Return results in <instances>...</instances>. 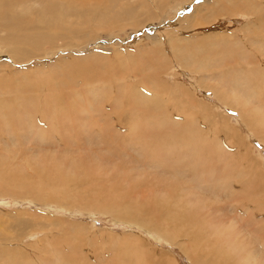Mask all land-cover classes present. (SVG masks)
<instances>
[{
  "label": "rangeland",
  "instance_id": "374dc122",
  "mask_svg": "<svg viewBox=\"0 0 264 264\" xmlns=\"http://www.w3.org/2000/svg\"><path fill=\"white\" fill-rule=\"evenodd\" d=\"M27 1H22L18 6L19 8H12L13 12L14 9L15 11L26 9L27 5H31V0ZM204 1L179 0L183 5L178 8L175 7L177 10L169 9L165 14V21L160 20L163 16H159V20H148V22L146 20L142 25L134 28L132 26H126L124 29L115 28L116 31L123 34L109 37L108 40L104 39H107L109 32L106 29H101L97 23L92 24L91 19L88 25H84L88 28L83 29V31H87L86 34L89 33L88 37H92L88 41L89 43H86L87 45L81 44L80 35L74 36V38L67 35L66 39L60 40L58 43L44 44L42 49L37 48L34 50L36 52H31L24 58L27 63L25 61L19 64L8 53L6 47L0 46V97H3L2 101L13 99V101L23 104L33 97H38L35 106L38 108L36 114L37 125L39 126V129L32 132L33 135H29V138L18 134L15 136L8 133L0 134V238L7 240V242H0L3 243V247L6 246L5 248H7L8 246L11 251L15 249L13 252L26 256L30 261L34 257L35 260L33 261H42V256H44L43 259L48 257L50 258L48 263L52 264H237V259L234 256H239V250L244 249L245 253H248L254 247L257 248L259 254L264 255V225H262L264 212L260 211L261 208H264V193L260 194L257 190L253 196L243 191L252 192L251 187L241 184L245 181V183H249L248 179L255 176L254 170L253 175H251L246 169L249 163H252V166L258 165L260 168L261 158L264 163V157H262L264 156V142L261 141L264 135L251 133L249 131L250 126H242L238 111L230 109L224 112L222 111L223 108L221 110V107L217 106L220 104L218 101L216 104L213 96V83L211 86L209 85L208 90L200 88V96L194 99L191 91L188 90L193 85L192 82L195 83L199 78L195 75L192 76L191 72L182 68L178 62H174L175 51L168 43V38L181 37L182 35L189 37L187 41L193 36L197 40L207 37V39H201L204 43L207 42L206 40L210 35L211 37L212 35L222 36V38L227 36L234 41L237 39L244 41V39L251 38L252 35L254 37L255 35L248 31L254 30V26L251 24L249 29L247 26L245 27V24L252 20L264 21V0H235V2L226 3L225 10L220 8L221 11H218L215 19H212V15H210L209 20H205L206 23L197 25L195 29L188 31L181 29L177 32L176 26L183 28L189 24L185 23L184 25L182 23L180 26L179 23L177 24V19L180 16L184 18L189 16L193 11V5ZM90 3L84 2L81 6L75 7L80 11L77 18L85 17L81 11L88 10ZM257 4L260 6L251 8ZM23 6L25 7L23 8ZM41 8L44 15L36 13L37 22L44 19L47 14L53 20H61V17H67L70 14L68 6L59 0H44L38 6V9L41 10ZM250 9L260 12L254 14ZM37 11V9L32 8L26 14H33ZM224 12L226 13L223 14ZM230 22H234L235 26ZM164 29L167 31H163ZM257 31L262 32L260 29ZM154 32H161L162 34L159 36V44H149L146 35ZM0 35H6V30L1 26ZM96 35L98 36L97 40L93 39ZM162 38L163 45L161 43ZM194 40L191 39L189 42L193 44ZM212 41L214 40L212 39ZM118 43L121 45H117ZM78 44L81 45L77 46ZM100 44L107 46V48L105 50L98 49L97 45ZM158 47L164 48L162 52L151 54L152 51L159 49ZM222 49L212 47V59H214L213 56L217 54V51ZM258 50L259 47L257 46H250L252 53L249 54V60ZM225 54H227L226 57L230 64L236 69L238 67L237 61H239L238 49L231 46L224 52L223 56ZM151 55H153L158 67L161 68L163 65L161 75H158L162 85L160 95L166 101V106L162 107V113L168 110L169 116L175 117L181 123L195 119L197 123H200L192 131L187 126H184V129L194 133L203 132L205 136L208 135L211 138L209 143L215 149L210 153L208 152L209 158L212 160L213 155L214 163L227 166L224 172H229L232 180L231 185L236 188L234 193L225 196L222 194L213 195L212 190L206 189L207 185L204 183L205 180L208 183L210 178H202L203 182L200 180L201 183H199V179L196 181L194 177L193 181L191 176H182L181 173L160 172L158 168L145 164L142 160L144 158L136 159V154L140 151L130 146L132 144L130 142L135 140L133 135L129 136L127 124H121L119 125L121 128H119L115 122L121 134L117 135L118 144L115 145L111 142L110 138L116 137L114 135L116 126L112 124L116 119L117 112L125 106V104L121 105L120 103L121 96L125 91H128L130 97L133 98L134 96L137 99L138 94L131 93L132 86L137 83L136 79H128V88L120 90L118 86L121 81L114 79L113 74L111 77L110 71L112 67L113 69L115 67L120 72L129 75L134 68L141 64V61L144 63L145 59L150 58ZM209 56L210 54L206 58L209 59ZM20 59L17 58L18 61H23ZM100 63H105L109 69L107 77L102 79V74L97 75V82L87 85L84 71L85 75L88 72L98 73ZM228 67V64H225L217 70L207 68V71H210L208 73L212 75V82H214L213 73L217 71V73L220 72L224 75ZM72 69L76 70L71 71ZM104 72L107 74L105 70ZM151 74L154 73L151 72ZM35 75L38 77L35 78ZM39 76L41 79H47V81L50 78L48 81L50 83L57 80L56 83L58 82L59 88L58 85L49 87L44 83H40L36 87ZM144 76L146 79L151 78L149 71L145 72ZM76 77H79V80ZM27 79L31 81H27ZM231 79L232 82H235L234 77ZM19 83L20 86L26 83L20 87V92L14 93L5 89L10 87L8 86L10 84ZM63 84L65 86H62ZM15 85L13 86L16 87ZM99 86L108 87L107 90H98L97 95L102 97L101 100L96 101L97 103L89 109L85 118L80 115L76 119L74 115L77 107L74 102L78 99L83 100L77 95L81 94L84 97L88 94L89 88H98ZM232 86L238 87L235 84ZM79 89L82 91L81 93H79ZM22 90L24 91L22 92ZM150 90L153 92L154 89L151 88ZM58 91H60L59 94ZM104 93L105 96H103ZM200 102L215 106H207V110L202 107L204 103ZM58 103L60 106L62 103L63 107H60ZM46 105L50 108V111H47L48 117L43 113ZM39 106L42 110L39 109ZM101 108L104 110H100ZM25 109L23 108L22 111L24 112ZM28 109L30 110L29 113L32 109L35 110L33 107H28ZM59 110H63V114H67L64 118H60L61 121L58 120L59 117L54 116ZM18 113L19 107L16 106L12 113L7 115V123L10 128L16 126L15 117H18ZM142 113L139 111L137 114ZM187 113L189 115H186ZM9 115L14 118L11 119ZM230 116H233L234 120H229L232 129L227 131L224 123ZM123 119L125 120V117ZM80 123L89 125L94 134L101 131L102 138L100 136L99 139L107 137V141L101 143L96 141L98 138L91 139L92 135H89L87 129L86 131L74 129ZM242 127L243 129H241ZM81 128L79 127V129ZM1 129H4V126L0 119V131H2ZM66 130L73 131L74 136L66 138ZM20 131L28 132L29 127H19L18 132ZM84 132H88V134L86 135ZM140 133L146 140L155 137L154 131H150V129ZM233 135L236 137L230 138ZM228 139H231L232 143H228ZM76 140L82 142L76 144ZM251 140L258 146L255 151L251 150L253 146ZM124 141H127L128 144H124ZM220 145L223 146V149ZM137 148L142 147L139 145ZM110 149H116V152L118 150L120 152L112 154ZM261 153L262 156H260ZM249 175L251 176L249 177ZM187 179L190 181H186ZM211 179L210 181H212ZM183 185L187 186L188 190L182 203L186 201L189 204L178 209L180 215H177L176 212L167 214L171 208L169 204L175 201V198L170 197L168 193H175ZM259 186L264 191L263 179H261ZM227 195H234L238 200L234 202L233 199L231 202L232 200L225 198ZM239 201L242 204L245 203L247 207L250 206L249 209L253 208V210L251 208L247 211L249 214L245 213L247 217L238 211H234L232 205ZM191 214L201 219L200 222L196 223L191 220ZM156 216L166 219L170 227L167 225L163 228L154 229L157 225L152 224V222L147 223V221L154 220ZM182 222L188 224L186 228H190V230H186L185 227V229H178ZM173 223H177V225L174 226ZM186 231L197 237L196 240L189 238L190 241H195L194 243H191L184 236ZM160 232L162 233L160 234ZM227 233H230L231 237L239 236L241 243H222L231 238L227 236ZM135 242L140 243L141 248L148 251L145 253L144 251L133 252L130 250L127 253ZM10 245L13 246V250ZM229 254L231 255L229 256Z\"/></svg>",
  "mask_w": 264,
  "mask_h": 264
},
{
  "label": "bare ground",
  "instance_id": "6f19581e",
  "mask_svg": "<svg viewBox=\"0 0 264 264\" xmlns=\"http://www.w3.org/2000/svg\"><path fill=\"white\" fill-rule=\"evenodd\" d=\"M22 1L28 2L27 0H0V26L6 30L5 36L0 35V46L6 47V50L9 51L8 53L11 54L13 59L15 61L19 62V64H21L20 62H25V61L27 63V60H25L24 58L27 55H29L31 52L33 53V51L36 50L37 48L42 49L41 47H44V44L58 43L60 40L66 39L67 35L72 36V38H74V36L80 35V38L82 39L81 44L82 43L83 44L89 43L88 41L91 40L92 37L91 36L88 37L89 33L86 34L87 31L85 32V31H83V29L88 28L87 26H84V25L85 24L88 25V23L91 22V19H92V24L97 23V24H99V27L101 29H106L109 32L107 39H104V40H108L109 37H114L118 34L119 35L123 34V33H120L119 31H116L115 28L124 29L126 26H132V28H134V27L142 25L144 22H146V20H147V22H148V20H154V21L157 19L159 20V16H163V18L161 17L160 20H164L165 14L167 13V11L169 9L170 10L171 9L177 10L178 7L183 5L182 3L179 2V0H59L60 2H63L68 6L69 11H70L69 16L61 17L62 16L61 15L60 16L62 18L61 20H58V19L53 20V18L52 17L49 18L47 16L48 15L47 14L46 15L47 17L45 16L44 19H41L39 22H37L36 13H41L42 16L44 15L42 8H41V10L38 9L40 2H42L44 0H31V5H27V8H26L27 10L26 9H24V10L18 9L17 11H15V9H14V12H13L12 8L18 7ZM84 2H91L90 7L88 10L81 11L85 17L77 18V15L79 14L80 11L78 9H76L75 7L81 6ZM232 2H235V0H205L204 2H201L199 4L196 3L193 5V11L191 14H189V16H187L185 18L180 16L179 19H177V24L179 23L180 26H182V23H184V25H185V23L186 24L189 23V24L185 25L183 28L177 27L176 26L177 24L175 25L176 27L175 26L174 27L177 30V32H179V30H181V29H183V30L185 29L186 31L191 30V29H195L197 25L206 23L205 20L208 21L210 18L209 17L210 15H212V19H215L220 8H221V10H225L224 6H226V3H232ZM25 6H23V8ZM256 6H260V4H257L253 7L250 6V7L255 8ZM175 7H177V8H175ZM235 7H237V6H235ZM32 8H35L38 11L33 13V14L27 15L26 14L27 11H31ZM237 8H239V7H237ZM240 8H242V7L240 6ZM28 9H30V10H28ZM231 11H232V9H231ZM231 11H230V14H232ZM251 11H252V13L254 12V14L257 12H260L259 10H255V11L251 10ZM226 12H227V9H226ZM226 12H224L223 14H225ZM247 14H249V13H247ZM241 17H243V16H241ZM231 24L234 25V22ZM251 24L254 26V30L250 29ZM246 26L250 29V30H248V29L247 30L250 33H253L255 36L253 37V35L250 34V35H252L251 38L244 39V41L240 40V39H237L236 41H234V40L228 38L227 36L225 38H222V36L212 35V37H211V35H210L208 37V40H206L207 41L206 43H204L201 39H207V37L206 38H199V40H197L195 38V36H193V38H191V39L192 40L195 39L194 40L195 42L192 44L191 42H189V40H191V39H189L187 41V39L189 37L182 35L181 37L178 36V37H171L170 39L168 38V43H169L170 47L172 46L171 47L172 50L175 51V54L173 57L174 62L175 63L178 62L182 66V68H184L186 71L189 70L191 72L192 76L195 75L199 78V79H197V81L195 83L192 82L193 85L188 90L189 92L191 91L192 97L194 99H195V97L200 96V93H199L200 88H205L208 90L210 88L209 85L211 86V84L213 83V87H212V92L214 94L213 96L215 97L216 104H217V101L220 104L217 106L221 107V110L223 108L222 111H224V112L226 110H230V109L238 111V113L241 117V125L242 126H250L249 131L251 133H254L257 135L261 133V135H264V39L262 40V38H264V21L262 22L260 19H259V21L252 20V21L247 22L245 24V27ZM138 29H139V27H138ZM255 29H257V30L260 29V30H262V32L260 31V33H259V31L255 30ZM88 31H90V30H88ZM163 31H167V29H164ZM171 31H173V30H171ZM155 32L153 34L147 33L146 36H147V39L149 40V44L158 43L160 41L159 36L162 35L161 32L160 33H155ZM244 33H246V32H244ZM93 35H95V34H93ZM246 35H248V34H246ZM96 38H98L97 35L93 37V39H96ZM212 39L214 41H212ZM185 41H186V43H185ZM163 42L164 41L162 38V40H161L162 45H163ZM79 43H80V41H79ZM93 43H95V42L93 41ZM81 44H78L77 46H79ZM117 45H121V44L118 43ZM252 45L259 47V50H258V52L254 53L251 56V59L249 60V58H250L249 54L252 53L250 51V46H252ZM82 46H85V45H82ZM231 46H235L238 49L239 61H237L238 67L236 69L233 67L232 64H230V61L227 59V57H226L227 54H225L223 56L224 52L227 51L229 49V47H231ZM97 47L100 50H105L107 48V46H104L102 44L97 45ZM212 47H217V49L223 48L222 50L217 51V54L215 56H213L214 59H212V53H213ZM163 49L164 48L161 47L154 52L152 51L151 54L160 53V52H162ZM208 51H210V52L207 53ZM34 52H36V51H34ZM44 54H46V53H44ZM209 54H210L209 59H207L206 57ZM90 56H92V55H90ZM100 57H99V59H100ZM220 57H222V58L218 59ZM17 58H21L20 60H23V61H18ZM96 58H95V60H96ZM99 59H98V61H99ZM66 62H67V60H66ZM101 62H105V61H101ZM160 62H159V64H160ZM100 64H102V65H100ZM100 64H99L100 71L98 73H89L88 72V74L85 75V71H84V77L87 78V82H86L87 85H89V84L92 85L93 82L96 83L98 80V76L101 74H102V76H101L102 79L107 77L109 69L106 67L105 63L104 64L100 63ZM225 64H228V66H229L228 69L226 70L225 74L223 75L220 72L217 73V71H216V73H213L214 74L213 75L214 82H212V75H210L208 73L210 71H207V68H214L215 70H217ZM129 66H131V65H129ZM129 66H128V68H129ZM88 68H90V67H88ZM161 68H163V65H161ZM161 68L156 65L154 58H153V55H151L150 58H146L144 63L141 61V64L139 66H137L136 68H134V70L129 75L120 72L118 69H115V67L113 69V67H112V69L110 71V76L113 74L114 79H118L121 81V84L118 86V89L124 90V89L128 88V86H127V83L129 82L128 79L133 78V79H136L137 83L132 86L131 93H137L138 94V98L136 99V97H134L132 94L131 95L133 96V98L130 97L128 91L124 92V94L120 98V103H121V105L125 104V106L122 107L121 111L117 112L116 119L114 120V123L112 125L113 126H116V124L118 126L121 124H125V125L127 124L128 125V131L127 132L129 134V136L133 135L134 140H135V141L130 142V144L132 143L130 146H132L133 149L140 151L139 153L136 154V159L144 158L142 160H144L145 164L158 168L160 172H166L168 174L169 173H171V174L181 173L182 176H186V177L191 176L192 178L194 177V178H196V181H198V179H199V183H201L200 180L202 181V178L203 179H206V178L211 179L212 178L211 179L212 181H210V179H209L208 183L206 182V180L204 183H206V185H207L206 189L212 190L213 195L222 194L223 196H225L226 194L234 193V189H236V188L231 185L232 180L230 179L229 172L228 173L224 172V170L226 169L227 166L222 165L221 163H214L213 155H212V160L209 158L210 156H209L208 152L210 153L211 151H213L215 149V147L214 146L212 147V145L209 143V140L211 138L208 135L205 136L203 134V132H201L203 134L202 135L200 132L194 133V132L186 131L184 129V126H187L192 131V130H194V127L200 123L199 122L197 123L196 119L194 121L181 123L175 117H173V118L170 117L168 114V110L166 112L162 113V111H163L162 107L166 106V101L164 100V97L162 95H160V92H162L160 87L162 85L160 84V80H159L158 75H161V71H162ZM103 69L107 72V74L104 72ZM165 69H167V68H165ZM75 70L76 69H72L71 71H75ZM123 71H125V70H123ZM128 71L130 72V70H128ZM148 71L150 72L151 78L146 79V77L144 76V73L148 72ZM118 72H120V74H118ZM151 72H153L154 74H151ZM78 73H79V71H78ZM70 74H71V72H70ZM73 74H74V72H73ZM40 76H39V79H37V81H36V87H38L40 83L47 84L49 87H54V86L58 85L57 84L58 82L56 83V81H57L56 79H55L56 81L54 80L55 82L52 80L54 83H50V82H48L50 80V78L47 77L49 79L47 81V79H45V78L41 79ZM135 76H137V77H135ZM37 77L38 76L35 75V78H37ZM232 77L235 78V82H232V79H231ZM76 79L79 80V77H76ZM27 81H31V80L27 79ZM27 81H25V82L27 83ZM74 82H73V84H74ZM26 83H23V84H26ZM77 83H78V81H77ZM232 84H235L238 87H234V86H232ZM13 85H15V84H10V85H8L10 87H6L5 89L12 91L14 93L21 91L20 87L22 85L20 86V83L16 84L15 85L16 87H14ZM62 86H65V85L63 84ZM62 86H61V88H62ZM57 87L59 88V85ZM151 88L154 89L153 92H151V90H150ZM70 89H72V88H70ZM107 89H108V87H104V86H99L98 88H89L87 90L88 94L85 93L86 95L84 96L86 98L81 96V94L77 95L80 98H83V100L78 99V101L74 102L76 107H77V108H75L76 114L74 115V116H76V119L80 115H82L83 118H85L86 114L89 113V109L93 108L94 104L97 103L96 101H99L102 98L100 95H97L98 90L100 91V90H107ZM24 90H22V92ZM75 91H77V90H75ZM79 91H80L79 93L82 92L80 89H79ZM59 92L60 91H58V94H59ZM67 94H69V93H67ZM196 95H198V96H196ZM77 96H75V97H77ZM103 96H105V93L103 94ZM52 98L54 99V97H52ZM72 98H73V96H72ZM2 99H3V97L2 98L0 97V119L2 120L4 129H1L2 131H0V134L1 133L2 134L8 133L11 136H15L16 134H18L22 137L29 138V135H33L32 132H35L36 129H39V126L37 125V119L38 118H37V114H36V113H38V111H36V109H38V108L35 106L38 97H33V98L29 99L28 100L29 103L27 102L25 104H23L22 102L13 101V99L4 100V101H2ZM25 100L27 101L26 98H25ZM64 100L66 103V98ZM203 101H205V100H203ZM70 102H68V103H70ZM205 102H200L202 104L204 103V106H202V107H204V109H207V106L210 107V105H213V104L208 105ZM48 103H49V101H48ZM197 105H199V104H197ZM16 106L19 107L18 117H15V119H16L15 125L16 126L10 128L9 124L7 123V115L12 113V111L15 109ZM59 106H60V104H59ZM214 106L215 105H213V107ZM28 107L29 108L33 107V108H35V110L32 109L34 111L31 110V112L29 113L28 111H30V110L28 109ZM60 107H63L62 103H61ZM23 108H26L24 110V112L22 111ZM39 109L42 110L40 106H39ZM61 109H63V108H61ZM100 110H104V109L101 108ZM47 111H50V108L48 105H46V107L44 108V112H43L45 114V116L48 117L49 113H47ZM54 111H55V109H54ZM139 111H141L143 113L137 114ZM58 112H60L62 114H59ZM63 113H64L63 110H59V111H56V114L54 116L59 117L58 118V120H59L60 118H64L65 116H67V114H63ZM186 115H189V114L187 113ZM9 117L11 119L14 118V117H11L10 115H9ZM124 117H125V120L123 119ZM192 117H194V116L192 115ZM233 118H234L233 116H230V118L227 121H225V123H227V124L224 123L227 131L232 129V126L230 125L229 120H234ZM60 121H61V119H60ZM115 122H116V124H115ZM22 126L29 127V131L28 132H23V131L18 132L19 127H22ZM79 127L80 128L82 127V128L79 129ZM119 128H121V126H119ZM74 129H78L79 131H86V129H87L88 132L90 133L89 135H92L91 139L92 138L93 139L98 138V139H96V141L101 142V143H102V141L103 142L107 141V139H106L107 137H104L103 139H99L101 136L100 135L101 131L100 132L97 131L94 134V132H92L91 127L89 125H87L86 123H80V125H78ZM148 129H150V131H154L155 137H153V139H155V140H153V139L146 140L142 137V134L140 132H143V131L145 132ZM241 129H243V127ZM115 130H116V132L114 135L116 137L113 136V137H111L112 139L110 138V140L113 144L116 145L119 142V138L117 137V135H120L121 133L119 132V129L117 128V126L115 127ZM88 132H84V134L87 135ZM102 132H104V130H102ZM73 136H74L73 131L66 130V138L67 137L72 138ZM233 137H236V136L233 135L230 138H233ZM101 138H102V136H101ZM147 139H149V138H147ZM261 139H262L261 141L264 142V137H262ZM87 141H88V139H87ZM87 141H86V143H89ZM78 142H82V141L76 140V144ZM92 142H93V140H92ZM126 142L127 141H124V144H128ZM228 143H232V140L228 139ZM251 143L253 145L251 147V150L255 151L258 146H256L254 144L255 142H253L252 140H251ZM139 145H141L142 148L138 149L137 147ZM220 146H222V145H220ZM123 149H125V148L123 147ZM222 149H223V146H222ZM110 151H112V154H116V153L120 152L119 150H118V152H116V149H110ZM260 156H262V153ZM262 157H264V156H262ZM7 159L9 160V158H7ZM260 160H262L261 164H260L261 168L258 165L252 166V163H249L248 165L245 164V165H247L246 169L251 173V175H253V170L255 171V176H253V178L248 179L249 183L248 182L245 183L246 182L245 181V182H242L241 184H242V186L251 187L252 192H249L248 190H243V191H245L246 193L252 194V195L255 194L257 190L260 194L264 193V191L259 186L261 179L264 180V177H263L264 176V172H263L264 171V163H263L262 158ZM226 162H227V160H226ZM88 168L90 169V167H88ZM114 174H116V173H114ZM251 175H249V177ZM93 176L94 175L92 174V177ZM194 178H193V181H194ZM190 180H191V178H190ZM190 180L187 179L186 181H190ZM178 182H179V180H178ZM210 182H212V183H210ZM206 185L204 184V186H206ZM261 185H262V183H261ZM69 187H70V185H69ZM70 190H72V189H70ZM187 190H188L187 186L183 185L180 188H178V190L175 193L174 192L168 193L170 197L175 198V201L173 203L169 204L171 206V208L169 209L167 214L170 215V214H174L176 212L177 215H180L178 209L181 207L184 208L189 204V203H186V201H185V203H182V200L187 195ZM154 191H156V190H154ZM179 191H181V192H179ZM49 192H51V191H49ZM67 193H70V192H67ZM5 194L7 195L6 192H5ZM225 198L232 200L231 202H233V199H234V202H235V200H238L236 197H234V195H227ZM242 201H243V198H242ZM240 202L241 201L233 204L232 207L234 208V211H238L247 217V215L245 213L248 210H250L252 207L249 209L250 206L247 207V206H245V203L242 204V202L241 203ZM253 204H255V203H253ZM167 207H168V204H167ZM155 210H158V209H155ZM252 210H253V208H252ZM251 211H250V213H251ZM260 211L264 212V208H261ZM162 215H163V213H162ZM251 218H252V216H251ZM247 219H248V221H250L249 218H247ZM191 220L198 223V222H200L201 219H199V218H197L191 214ZM149 222H152V224L157 225L156 227H154V229L163 228L169 224V222L166 219H164V218L161 219L158 216L154 217V220L147 221V223H149ZM173 224H174V226L177 225V223H173ZM262 225H264V223ZM187 226H188V224L186 225L184 222H182V224L180 225V227L178 229H181L184 227L186 228ZM167 227H170V226L168 225ZM72 228H73V226H72ZM147 228H148V226H147ZM13 229H15V228H13ZM186 230H190V228H186ZM154 231H156V230H154ZM161 233L162 232H160V234ZM164 235H165V233H164ZM184 236H186L188 240H189V238H191V239L194 238V240L197 239V237L194 236L193 233H191L189 231H186ZM227 236L231 237L230 233H227ZM171 239H172V237H171ZM238 240H240V241H238ZM173 241L175 242V240H173ZM0 242H7V240L5 238H3V239L0 238ZM190 242L194 243L195 241H193V242L190 241ZM225 242L226 243H241V238L239 236L234 235V237L232 236L227 241H223L222 243H225ZM35 244L37 245V243H35ZM65 245L67 246V244H65ZM0 246H1V248H0V262H1V264H52V263H48V261H50V258H48V257L43 259L44 256H42L41 257L42 261H40V260L39 261H33V260H35L34 259L35 257H34L33 259L31 258L32 261H30L26 256L19 254L18 252H13L15 250V249L13 250V248H12L13 246L10 245V247L12 248L13 251H11V249L8 246H7L8 249L5 248L6 246L3 247V243H0ZM130 250L133 252L144 251L145 253H146V251H148L147 249L144 250L143 248H141L140 243H136V242H135V244H133V247L128 249L127 253H129ZM241 250H239L240 251L239 256L238 255L234 256L237 259V261H236L237 264H264V255L259 254L257 248L254 247L248 253H245L244 249H241ZM69 254H70V252H69ZM220 254H217V255L219 256ZM35 255H37V254H35ZM230 255L231 254H229V256ZM231 257L233 258V256H231ZM261 260H262V262H261ZM160 261H162V260H160ZM256 262H258V263H256ZM65 264H67V263H65Z\"/></svg>",
  "mask_w": 264,
  "mask_h": 264
}]
</instances>
